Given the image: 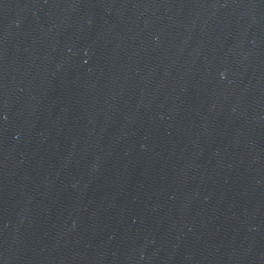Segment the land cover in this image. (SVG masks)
I'll list each match as a JSON object with an SVG mask.
<instances>
[{
    "label": "water",
    "instance_id": "95a60500",
    "mask_svg": "<svg viewBox=\"0 0 264 264\" xmlns=\"http://www.w3.org/2000/svg\"><path fill=\"white\" fill-rule=\"evenodd\" d=\"M0 264H264V0H0Z\"/></svg>",
    "mask_w": 264,
    "mask_h": 264
}]
</instances>
